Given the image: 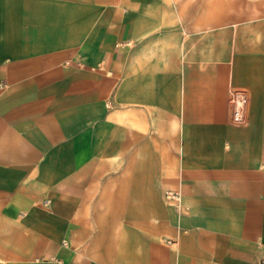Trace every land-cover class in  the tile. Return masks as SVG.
Returning <instances> with one entry per match:
<instances>
[{
  "label": "crops",
  "instance_id": "crops-1",
  "mask_svg": "<svg viewBox=\"0 0 264 264\" xmlns=\"http://www.w3.org/2000/svg\"><path fill=\"white\" fill-rule=\"evenodd\" d=\"M0 85V264H264V0H0Z\"/></svg>",
  "mask_w": 264,
  "mask_h": 264
},
{
  "label": "built area",
  "instance_id": "built-area-1",
  "mask_svg": "<svg viewBox=\"0 0 264 264\" xmlns=\"http://www.w3.org/2000/svg\"><path fill=\"white\" fill-rule=\"evenodd\" d=\"M1 86V85H0ZM233 106H234V111H233V116L234 120L237 123H242L245 120L244 116V105L246 102V98L244 95L235 92L231 98Z\"/></svg>",
  "mask_w": 264,
  "mask_h": 264
}]
</instances>
